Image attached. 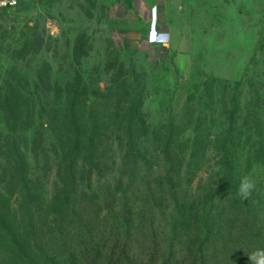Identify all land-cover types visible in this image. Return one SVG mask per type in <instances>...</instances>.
<instances>
[{
  "label": "rangeland",
  "instance_id": "rangeland-1",
  "mask_svg": "<svg viewBox=\"0 0 264 264\" xmlns=\"http://www.w3.org/2000/svg\"><path fill=\"white\" fill-rule=\"evenodd\" d=\"M133 90L143 97L144 155L168 147L179 194L190 198L191 236L181 233L182 245L204 236L197 225L205 230L207 216L196 225L192 200L212 203L208 222L223 256L251 264L249 255L264 249V0H19L0 10V102L18 101L35 120L27 133L10 129L0 107V164L14 141L42 133L39 159L28 154L42 193L61 186L55 108H75L115 138ZM104 147L101 171H125L121 141ZM90 164L81 167L88 195L100 183L89 179ZM245 176L256 185L248 199L238 194Z\"/></svg>",
  "mask_w": 264,
  "mask_h": 264
},
{
  "label": "trees",
  "instance_id": "trees-1",
  "mask_svg": "<svg viewBox=\"0 0 264 264\" xmlns=\"http://www.w3.org/2000/svg\"><path fill=\"white\" fill-rule=\"evenodd\" d=\"M120 70L126 75L123 67ZM125 93L129 95L130 89ZM133 93L126 113L119 119L124 130L115 138L102 131L99 120L91 124L75 108L67 114H57L61 108H55L50 134L57 141L55 152L60 158L61 186L56 192L42 193L28 158L31 154L39 159L37 151L44 135L38 133L25 144H10L4 165L0 164V264L231 263L223 256L229 255L218 231L208 222L212 203L202 206L200 201L195 206L197 200H192L198 214L196 225L199 218L207 216L205 230L203 224L197 225L204 236L190 238L191 245L180 242L181 233L191 236L186 229L190 198L179 194L180 182L168 147L158 155H144L146 131L139 130L146 124L141 110L143 97L136 90ZM0 107L8 128L27 133L34 127V118L18 101L4 98ZM116 139L121 141L117 152L125 171L106 174L101 171L106 158L104 145ZM89 160V179L95 182L98 178L100 182L97 188H88L91 195L81 187L86 173L81 171L82 163ZM209 198L212 201V195ZM110 199L111 205H102ZM105 207L113 212L105 211ZM133 207L142 210L143 217L137 221L133 220L138 214ZM139 225L144 230L136 238L135 228Z\"/></svg>",
  "mask_w": 264,
  "mask_h": 264
},
{
  "label": "clouds",
  "instance_id": "clouds-1",
  "mask_svg": "<svg viewBox=\"0 0 264 264\" xmlns=\"http://www.w3.org/2000/svg\"><path fill=\"white\" fill-rule=\"evenodd\" d=\"M255 186V181L251 177H243L238 189L239 196L242 199H248L255 190ZM249 260L251 261V264H264V249L255 250L249 255Z\"/></svg>",
  "mask_w": 264,
  "mask_h": 264
},
{
  "label": "built area",
  "instance_id": "built-area-1",
  "mask_svg": "<svg viewBox=\"0 0 264 264\" xmlns=\"http://www.w3.org/2000/svg\"><path fill=\"white\" fill-rule=\"evenodd\" d=\"M19 0H0V10L17 6Z\"/></svg>",
  "mask_w": 264,
  "mask_h": 264
}]
</instances>
